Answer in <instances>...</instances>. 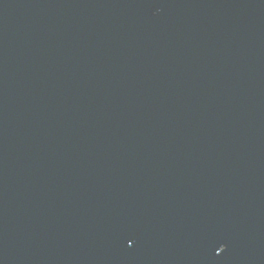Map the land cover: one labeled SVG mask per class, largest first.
I'll list each match as a JSON object with an SVG mask.
<instances>
[{
	"label": "water",
	"instance_id": "95a60500",
	"mask_svg": "<svg viewBox=\"0 0 264 264\" xmlns=\"http://www.w3.org/2000/svg\"><path fill=\"white\" fill-rule=\"evenodd\" d=\"M0 264H264V0H0Z\"/></svg>",
	"mask_w": 264,
	"mask_h": 264
},
{
	"label": "snow or ice",
	"instance_id": "6c2138e0",
	"mask_svg": "<svg viewBox=\"0 0 264 264\" xmlns=\"http://www.w3.org/2000/svg\"><path fill=\"white\" fill-rule=\"evenodd\" d=\"M220 251H221V252L224 251V248L221 247Z\"/></svg>",
	"mask_w": 264,
	"mask_h": 264
}]
</instances>
